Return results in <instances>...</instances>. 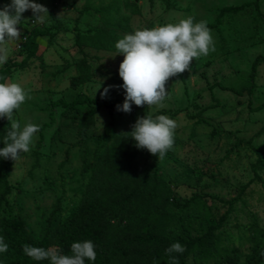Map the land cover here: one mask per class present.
Returning <instances> with one entry per match:
<instances>
[{"label":"rangeland","instance_id":"374dc122","mask_svg":"<svg viewBox=\"0 0 264 264\" xmlns=\"http://www.w3.org/2000/svg\"><path fill=\"white\" fill-rule=\"evenodd\" d=\"M55 1L32 0L48 9L49 19L35 23L29 9L24 12L19 29L21 37L33 27L56 33L50 43L46 37L42 42L38 39L36 56L28 60V67L12 70L7 78L20 83L28 94L14 119L22 127L27 122L39 125L40 129L43 124L49 127L35 135L29 152H21L20 158L13 161L8 179L11 193L1 216L20 217L31 237L43 241L47 233L51 235L57 224L76 210L91 176L92 160L101 152L99 141L108 131L110 121L116 133H121L133 129L138 118L149 113L155 117L161 112L159 115L178 123L174 146L162 160L140 149L136 164L143 170L159 169L174 193L173 202L183 203L197 195V214L212 224L227 211L223 202L234 200L233 210L215 232L219 256L205 261L192 255L186 264H243L255 242L264 247V61L257 65L251 92L246 90L254 59L264 57V0H257L260 15L254 9V0H129L137 4L140 12L124 11L130 27L126 34L188 16L194 17L195 22L206 20L208 25L215 24L217 19L220 23L211 29L216 51L193 60L190 70L169 79L168 97L162 107L132 104L130 113L120 114H109L101 101L123 105L126 92L119 77L123 55L87 50L91 80L78 90L70 89L67 80L77 73L75 61L79 58L72 29L75 23L81 31L99 28L101 22L92 11L78 14L85 0ZM111 1L92 0L91 4ZM119 1L122 4L125 0ZM10 3L11 0H2L1 10ZM241 5L246 6L238 13L219 16L221 8ZM56 23L60 24L57 28ZM17 43L7 45L6 63L24 58L20 40ZM219 84L242 93L221 90ZM106 88L107 95L102 98ZM86 96L100 102L92 123L82 133L80 112L66 110L67 115L63 116L62 107L53 109L51 104L59 100L70 103ZM89 107L76 109L84 112ZM169 211L174 213L176 209L170 205ZM177 215L172 224L181 232L185 222Z\"/></svg>","mask_w":264,"mask_h":264},{"label":"trees","instance_id":"16d2710c","mask_svg":"<svg viewBox=\"0 0 264 264\" xmlns=\"http://www.w3.org/2000/svg\"><path fill=\"white\" fill-rule=\"evenodd\" d=\"M91 2L92 0H85L78 14L94 12L99 16L101 27L81 31L75 23L72 29L74 46L79 53V58L75 61V72L77 73L68 77L67 80L72 90H78L91 80V65L88 63L87 50L120 54L115 44L124 37L121 33L125 34L130 31L129 19L124 15V11L129 9L133 14L140 12L137 4L129 0H125L122 4L119 0H112L110 3L96 6ZM1 4L2 0H0V10ZM252 4L256 13L260 15L258 1L254 0ZM246 5L223 7L219 10V16L234 15ZM23 15L24 13L22 18ZM22 23L23 19L18 26L19 29ZM219 23L217 19L215 24L208 25V27L215 28ZM55 26L57 28L60 24L56 23ZM54 34L56 33L48 28L33 27L29 31L25 30L20 39V50L24 58L17 63H5L0 68V76L8 78L12 70H22L28 67V60L36 56L37 39L46 37L47 43H50ZM25 37H27L26 40ZM91 58L97 60L94 56ZM261 61H264V57L257 56L251 65L248 75L249 87L246 89L248 93L254 86L257 65ZM59 71V73L63 72ZM0 82L5 81L0 80ZM217 87L237 95L242 93V90L227 89L221 84ZM99 102L98 99L86 96L81 99L75 98L70 103L59 100L51 105L53 109L62 107L63 116L67 115L66 110L80 112L82 114L80 132L85 133L92 123ZM101 102L108 109L109 114L121 113L117 110L120 104L116 105L110 101ZM84 106L91 107L87 111H82L83 113L76 109ZM49 118L50 121L53 120L51 114ZM9 127V121L6 118H0V149L5 146L3 142ZM45 127L49 125L43 124L40 131ZM132 130L116 133L110 121L108 131L99 141L98 147L101 152L92 160L91 176L85 185L76 210L61 220L52 234L47 233L40 242L31 237L20 217L1 216V211L4 212L2 208L7 205L6 200L11 193L8 179L13 160L0 157V236H3L9 245L7 253H0V264H50V260L34 261L27 257L23 253L22 246L29 244L45 249L54 246L61 254L71 255V244L84 240H91L96 246L97 253L94 262L85 260V264H169L166 249L174 242H179L186 247L183 254H174L179 264H186V260L192 255L205 261L219 256V239L215 232L220 229L222 222L233 210L234 200L223 202L227 205V211L217 219L215 224L204 219L202 214H197L195 206L200 205L197 195H192L183 203L173 202L174 193L160 176L159 169L143 170L136 164L135 160L140 149L127 135ZM39 136L41 139L42 134L39 133ZM170 205L176 209L174 213H170ZM6 209H8L7 206ZM177 214L180 215L179 220L185 222L183 223L185 224L183 225L184 230L182 229L181 232L176 231L172 224ZM262 251L264 247L261 248L255 242L251 255L245 259L243 264H264ZM235 262L229 261L233 264Z\"/></svg>","mask_w":264,"mask_h":264},{"label":"clouds","instance_id":"9594fccd","mask_svg":"<svg viewBox=\"0 0 264 264\" xmlns=\"http://www.w3.org/2000/svg\"><path fill=\"white\" fill-rule=\"evenodd\" d=\"M29 9L35 23L42 24L49 19L48 9L32 0H11L10 4L0 10V65L7 61V45L20 40L18 26L22 22V14ZM115 48L124 57L119 65V77L123 81L126 96L123 105L117 106V110L124 113L131 112L132 104L137 107H162L168 97L166 84L169 79L190 70L193 60L207 57L216 51L208 21L195 22L192 16L174 23L136 29L119 39ZM0 80L5 81L0 82V118H6L10 124L3 142L5 146L0 149V157L16 161L21 152L30 151L40 126L27 122L22 127L20 121L14 119V113L25 103L28 94L20 83L9 82L4 76H0ZM107 92L108 89H104L102 98ZM177 127L176 120L166 115L153 117L149 113L138 118L133 130L127 135L135 141L138 149H146L162 160L174 146ZM8 250V243L0 236V253H7ZM22 250L32 260H50V264H85V260L94 262L97 256L96 246L91 240L73 242L71 255L61 254L55 248L45 249L29 244H24ZM185 251L186 247L179 242L172 243L166 249L169 264H179L174 254H183ZM261 255L264 256V251Z\"/></svg>","mask_w":264,"mask_h":264},{"label":"crops","instance_id":"0c3cea01","mask_svg":"<svg viewBox=\"0 0 264 264\" xmlns=\"http://www.w3.org/2000/svg\"><path fill=\"white\" fill-rule=\"evenodd\" d=\"M125 34H126V33H125ZM121 35H122V36H125L124 33H121ZM38 39L41 40V42H42L44 38H43V37H40V38H38ZM38 39H37V41H38ZM36 53H37V52H36Z\"/></svg>","mask_w":264,"mask_h":264}]
</instances>
